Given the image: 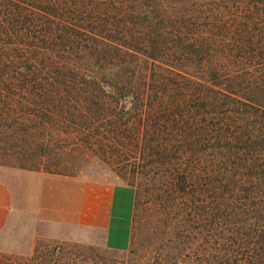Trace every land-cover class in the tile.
I'll list each match as a JSON object with an SVG mask.
<instances>
[{
  "label": "trees",
  "instance_id": "obj_1",
  "mask_svg": "<svg viewBox=\"0 0 264 264\" xmlns=\"http://www.w3.org/2000/svg\"><path fill=\"white\" fill-rule=\"evenodd\" d=\"M79 16L52 15L31 0H0V106L78 124L82 134L107 125V140L82 142L130 170L137 196L155 195L158 212L178 229L145 255L129 249L134 264H264V27L249 29L250 37L236 27L240 14L210 13L212 32L186 41L208 62L205 79L172 69L138 82L133 71L114 83L73 63L75 50L92 56L123 48L156 60L147 51L151 35L138 47L128 30L116 43L112 25L101 19L107 14ZM221 30L222 40L215 33ZM244 51L255 61L243 67ZM138 204L131 239L141 223Z\"/></svg>",
  "mask_w": 264,
  "mask_h": 264
},
{
  "label": "rangeland",
  "instance_id": "obj_2",
  "mask_svg": "<svg viewBox=\"0 0 264 264\" xmlns=\"http://www.w3.org/2000/svg\"><path fill=\"white\" fill-rule=\"evenodd\" d=\"M31 1L36 6L46 7L52 15L72 17L77 21L79 14L85 11L95 16L105 13L108 17L101 19H106L112 25L111 35L116 43L123 44L125 39L122 34L128 30L134 35L132 42L138 47H141L139 45L143 40H148L147 35H151L149 38L152 44H148L147 51L156 53V60L148 57L145 52L129 51L130 54H126L123 48L104 47L102 52L91 54L92 56L82 55L75 50L71 58L73 63L99 80L114 83L128 79L133 71L136 75L134 79L138 82L140 78L148 77L151 71L164 74L172 69L194 79H205L209 64L204 63L205 61L201 63L202 56L196 55L193 52L195 49L186 44V41L193 36L204 39L206 32H212L208 20L210 13L214 12V16L217 13L240 14L243 19L236 22V27L246 29L248 34L251 33L249 29L253 30L255 26L264 27V0ZM131 13L134 14L133 17ZM215 33L220 35L221 40L226 36L223 30ZM249 35L254 37V34ZM127 38L130 42L131 36ZM240 57L243 67L245 61H255L245 51ZM126 75L129 76L125 78ZM7 106H0V166L63 175L81 174L105 182L125 184L133 189V211L136 200L139 202L137 213L141 223L136 236L131 239L130 235L129 245L123 251L41 238L35 241L33 248L27 253L0 251V264H95L98 261L103 264H134L131 261L133 257L128 255L129 249H136L137 254L142 256L158 249L163 237H175L178 229L171 228L172 220L164 218L158 212L160 210L155 207L159 202L155 200L156 196L154 195L153 200L149 197L151 202L143 191L137 196V189L129 185L133 179L130 170L122 172L115 167L116 164L98 152L87 149V144L82 142L88 136L107 140V125L99 124V127L92 128L88 134H82L78 124L65 123L59 119L44 120L32 115L22 116L8 111ZM61 115L67 113L63 112Z\"/></svg>",
  "mask_w": 264,
  "mask_h": 264
},
{
  "label": "crops",
  "instance_id": "obj_3",
  "mask_svg": "<svg viewBox=\"0 0 264 264\" xmlns=\"http://www.w3.org/2000/svg\"><path fill=\"white\" fill-rule=\"evenodd\" d=\"M133 200L122 183L0 166V251L27 253L41 238L123 251Z\"/></svg>",
  "mask_w": 264,
  "mask_h": 264
}]
</instances>
